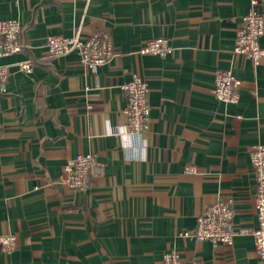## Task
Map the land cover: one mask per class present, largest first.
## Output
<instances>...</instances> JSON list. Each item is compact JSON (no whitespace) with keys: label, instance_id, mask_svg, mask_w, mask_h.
Wrapping results in <instances>:
<instances>
[{"label":"crops","instance_id":"0c3cea01","mask_svg":"<svg viewBox=\"0 0 264 264\" xmlns=\"http://www.w3.org/2000/svg\"><path fill=\"white\" fill-rule=\"evenodd\" d=\"M250 8L251 0H0V20L19 21L27 47L0 57L11 68L0 89V236L17 238L9 253L0 246V264H164L168 250L183 264H259L250 150L264 145V57L256 66L234 52ZM78 31L108 32L113 61L92 72L75 53L49 57L48 36ZM160 37L171 55L138 53ZM27 60L32 74L17 67ZM218 71L242 81L237 103L213 94ZM134 74L150 89L144 135L125 130L122 86ZM81 154L95 164L90 186L75 192L60 178ZM227 198L232 246L185 236Z\"/></svg>","mask_w":264,"mask_h":264},{"label":"built area","instance_id":"2783aa9c","mask_svg":"<svg viewBox=\"0 0 264 264\" xmlns=\"http://www.w3.org/2000/svg\"><path fill=\"white\" fill-rule=\"evenodd\" d=\"M19 1L30 0H13ZM264 0H251V8L243 17L237 29L234 52L246 55L258 66L264 57V49L260 40L264 36ZM23 25L17 20H0V57L19 54L26 49L21 41ZM47 52L50 58H60L72 53L77 54L79 62L92 72L110 64L116 57V50L111 35L108 32H95L83 35L80 31L73 36H49L46 39ZM174 52L170 40L165 37L145 42L138 50L140 55L166 57ZM34 63L31 60L17 64L19 71L32 74ZM11 77L10 66H0V89L5 90ZM242 81L231 71H218L215 74L213 94L222 102L237 103L240 99ZM127 99L123 110L126 118L125 130L130 134L144 135L149 131L151 118L150 89L147 81L134 74L132 80L122 86ZM115 131V129H114ZM251 162L255 172V209L258 227L252 232L255 238L256 254L259 264H264V145L258 144L250 150ZM95 156L92 154L78 155L64 166L61 182L70 190L80 192L90 186L92 168ZM187 173H194L195 168L189 166ZM234 202L225 199L210 205L197 219V227L193 232H187L186 237L197 241H210L214 244L232 246L237 235L234 217ZM0 246L9 253L17 248V238L13 234L0 236ZM164 264H183L179 252L168 250L164 255Z\"/></svg>","mask_w":264,"mask_h":264},{"label":"rangeland","instance_id":"374dc122","mask_svg":"<svg viewBox=\"0 0 264 264\" xmlns=\"http://www.w3.org/2000/svg\"><path fill=\"white\" fill-rule=\"evenodd\" d=\"M49 37V36H48Z\"/></svg>","mask_w":264,"mask_h":264}]
</instances>
